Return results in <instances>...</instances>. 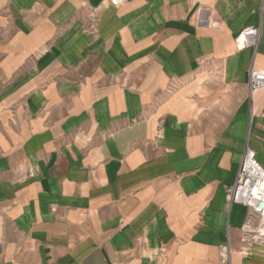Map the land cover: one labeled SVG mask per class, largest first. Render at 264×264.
Listing matches in <instances>:
<instances>
[{"label": "crops", "instance_id": "obj_1", "mask_svg": "<svg viewBox=\"0 0 264 264\" xmlns=\"http://www.w3.org/2000/svg\"><path fill=\"white\" fill-rule=\"evenodd\" d=\"M102 2L0 0V264H264L225 196L246 146L264 167L261 0Z\"/></svg>", "mask_w": 264, "mask_h": 264}, {"label": "built area", "instance_id": "obj_2", "mask_svg": "<svg viewBox=\"0 0 264 264\" xmlns=\"http://www.w3.org/2000/svg\"><path fill=\"white\" fill-rule=\"evenodd\" d=\"M107 1L110 6L115 8L120 7L125 2V0ZM260 11L264 12V0L260 2ZM198 19L200 22L201 19ZM205 19L204 22L210 24L209 17ZM260 36V27L243 28L235 38L236 46L239 49L246 47L256 49L260 42ZM247 89L250 98L256 92L264 90V68H259L251 63L247 71ZM225 191L229 208L233 204H240L246 208L245 221L241 227V239L247 243L243 250L248 255L251 253L252 244L264 243V167L257 161L254 150L249 146L245 147L235 181L227 185ZM231 252L229 242L220 247L222 264H230Z\"/></svg>", "mask_w": 264, "mask_h": 264}, {"label": "rangeland", "instance_id": "obj_3", "mask_svg": "<svg viewBox=\"0 0 264 264\" xmlns=\"http://www.w3.org/2000/svg\"><path fill=\"white\" fill-rule=\"evenodd\" d=\"M175 1V0H174ZM198 1L199 0H183V3L181 4V7H178V11L179 12H181V13H179L178 11H176L175 9H174V5L172 4V7H173V9H168L167 10V13L165 12H163V13H160L159 11L157 12V14H159L160 15V18H161V22H164V19H168V18H172V19H176V16H182L183 17V19L185 20V21H188L189 23H191V24H194V26L195 25H198V24H204L205 22V18L207 17L206 15H202V14H200L199 15V13H197L198 12V10H197V7H196V5L198 4ZM202 1H206V0H202ZM103 5H105V6H110L109 4H108V1L107 0H103V2L102 3H100V4H96V8H99L100 6H103ZM156 9L158 10V7H156ZM93 10V9H92ZM93 12H95V10L93 11ZM157 14H155V15H157ZM155 15H154V13L152 14V22H151V26H153L154 27V24H155ZM203 16V21H202V18H200V16ZM88 16H92V15H90V14H88L87 15V17ZM95 16L97 17V14L96 13H94L93 14V16H92V18L93 19H95ZM198 18H200L201 19V21L199 22V19ZM89 21H90V17H89ZM215 21H217V19H215ZM217 22H219V20L217 21ZM212 26H216V24H213V25H211V27ZM219 26V25H218ZM222 26V25H221ZM95 30V27L94 28H87V30L86 31H88V32H92V31H94ZM148 32V29H145V31H144V33H147ZM235 39V38H234ZM95 64H96V62H93V64L92 65H94L95 66ZM149 64V62L147 63V65ZM212 65V64H211ZM211 65H210V67H211ZM144 67H146V66H144ZM143 67H141L140 68V70H143L142 69ZM209 68H207V66H205V69H204V72H205V75L203 76V77H200V80L201 81H206L205 83H207V74H208V72H209V70H208ZM217 71L219 70V68H215ZM215 70V71H216ZM217 73V72H216ZM218 75H219V73H217ZM175 82V81H174ZM179 84H181L180 82H179ZM171 87H172V85H171ZM174 87V86H173Z\"/></svg>", "mask_w": 264, "mask_h": 264}, {"label": "bare ground", "instance_id": "obj_4", "mask_svg": "<svg viewBox=\"0 0 264 264\" xmlns=\"http://www.w3.org/2000/svg\"><path fill=\"white\" fill-rule=\"evenodd\" d=\"M200 18H202V21H203V16H200ZM211 18V17H210ZM209 18V19H210ZM213 24H216V26L218 25L215 21H213L212 19H210V26L213 25ZM242 46V45H241Z\"/></svg>", "mask_w": 264, "mask_h": 264}]
</instances>
